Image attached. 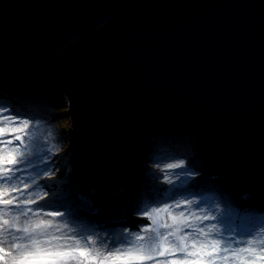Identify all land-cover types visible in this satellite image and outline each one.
Returning a JSON list of instances; mask_svg holds the SVG:
<instances>
[{"label":"water","instance_id":"obj_1","mask_svg":"<svg viewBox=\"0 0 264 264\" xmlns=\"http://www.w3.org/2000/svg\"><path fill=\"white\" fill-rule=\"evenodd\" d=\"M0 76L67 100L94 183L169 135L264 197V0H0Z\"/></svg>","mask_w":264,"mask_h":264},{"label":"snow or ice","instance_id":"obj_2","mask_svg":"<svg viewBox=\"0 0 264 264\" xmlns=\"http://www.w3.org/2000/svg\"><path fill=\"white\" fill-rule=\"evenodd\" d=\"M15 106L0 102V264H262L264 240L250 239L239 248L223 240L216 225L205 226L204 222L217 219L213 209H200L195 199H181L174 205L143 210L122 227V237L111 245L98 241L93 235L77 236L75 229L64 232L67 224L56 225L54 219L65 215L59 211L44 213V197L21 199L20 194L29 189V184L16 175L28 154L21 145L29 139L32 124L22 119ZM26 147V146H25ZM178 159V164H166V169H188L189 180H194L198 169L192 167L191 158ZM187 159V164L185 163ZM156 163V161H153ZM58 167V165H57ZM150 171V170H149ZM55 169H46L44 177L51 179ZM172 181L167 174L157 173L159 180ZM175 175V173H173ZM15 182V183H14ZM17 183L22 187H17ZM35 185V181L32 182ZM31 196V193H29ZM264 206V202H261ZM197 206L199 215L191 210ZM32 206V207H29ZM9 214L5 217V210ZM35 209V210H34ZM32 213V216H29ZM164 213V219H159ZM68 214H75L68 209ZM43 217V218H42ZM264 230V226H262ZM81 241L84 245L81 246ZM100 243L102 247L96 248ZM259 243V247L254 244Z\"/></svg>","mask_w":264,"mask_h":264},{"label":"rangeland","instance_id":"obj_3","mask_svg":"<svg viewBox=\"0 0 264 264\" xmlns=\"http://www.w3.org/2000/svg\"><path fill=\"white\" fill-rule=\"evenodd\" d=\"M27 91L28 95L34 96L32 97L33 101H37L41 108L39 109L40 111H29L27 112V116L22 117V119H29L33 116L36 117L35 119L31 120L32 128L30 133H28L29 139H26L24 141V144L21 145L25 153L28 154L27 161L25 163H22V165H24V167H30L31 165L44 160L45 157L48 156L46 158L50 157V169H55V171L60 172L59 168L61 164L59 165V163L61 158L59 155V151L62 149L63 145L67 143V140L66 138L60 136L61 131L59 129V125L55 126V124L63 120L61 116L54 115V113L58 111L59 107L53 103L54 98L48 96L45 92L30 89H27ZM0 102L2 101L0 100ZM30 113L31 115H29ZM42 135L45 138L43 139V141L39 140ZM72 138L73 142L75 143L73 135ZM74 145L76 154V144ZM38 148H40L41 151L38 155H36V151ZM184 153V155L179 156L172 151L161 152L154 148L149 152L148 156L155 159L159 156L164 157V155H167L169 157L176 156L180 158H184V156L186 155V157L192 159V155L189 151H184ZM158 154L160 155L158 156ZM169 157H166L165 164H178V159H170ZM185 163L187 164V159ZM191 166L196 168V165ZM170 171L173 179H175L172 182L173 185L171 186V188H169L165 192L163 190H149V192L152 194V198H149L148 200H141L145 201L149 211H151L152 208L161 206L163 203H167L170 206L174 205L175 202H178L181 199H195L198 203L199 208L206 210L213 209V205L215 204L218 205L219 210H212L211 215L217 217V219L205 221L204 225H216V228L222 234L223 240L231 241L233 248L241 247L242 243H246L250 239H256L257 241L264 240V230H262V226H264V214L259 215V213H257L253 215L251 214V216H247V214L245 212H242L240 208L233 206L232 201L234 200V198L232 196L229 197L227 194L215 190V188L213 190H211L212 188H199V186L188 188L191 180H189L188 178L187 168H185L184 171H181L180 168L170 169ZM173 173H175V175H173ZM43 174L44 173L39 170H33L29 173L23 174L22 176L17 175L20 181L29 184V189L20 194L21 199H36L37 194L44 192L52 194L55 191L56 185H46V183L42 179ZM83 180L84 189L93 196L94 200H96L97 203H107L106 205L109 204L113 206L119 204L121 200H124L126 198L125 192L127 190L133 189L132 193L138 191V189H136V186L138 187V185L133 186L132 182L120 186L124 189H121V192H117L115 191V189L120 187L108 189L91 184L85 177L83 178ZM33 181L36 182L35 185H33ZM16 186L22 187V185L19 183H17ZM182 187L183 189H181ZM29 193H31V196H29ZM213 194L217 197V199H211ZM65 199L66 198H60V200L58 199L56 202L49 203H45L44 199L42 201V208L44 213L51 211H59L61 213H65V215L61 217L52 218L54 219L56 225H68V228L62 229L64 232H68L69 229H75L78 237L93 235L94 239H97L98 241H104L109 245L121 239L122 227L128 223L126 219H123L124 217L121 219H116L117 221L114 220L115 223L113 222L111 224L112 226H103L100 231L95 232L92 230H87L78 224V222L80 221L76 217L68 214V209L66 210V206L69 205L70 201H67ZM118 200L119 202H116ZM191 210L193 212H196L198 215L200 214L197 206L195 205L191 207ZM9 214L11 213H9L6 209L5 217L7 218ZM137 214L138 213L136 212L135 216H137ZM29 216H32V213H29ZM133 219L135 218H132V220ZM159 219L163 221L164 213L160 214ZM81 246H86L84 245L83 241H81ZM253 246L259 247V243L254 244ZM101 247L102 245L98 242L96 244V248L100 249ZM262 264H264V262H262Z\"/></svg>","mask_w":264,"mask_h":264},{"label":"bare ground","instance_id":"obj_4","mask_svg":"<svg viewBox=\"0 0 264 264\" xmlns=\"http://www.w3.org/2000/svg\"><path fill=\"white\" fill-rule=\"evenodd\" d=\"M4 91L10 90L13 92V95L15 94L17 98H19L25 105L28 106L30 109L29 111H40L39 109L41 108L39 103L37 101H33L32 97L33 95H28L27 94V89H26V84L25 83H10L7 85H4ZM6 88V89H5ZM39 100V99H38ZM40 101V100H39ZM56 106H58V111L54 113L56 116H61L63 118L62 121L59 123L55 124V126L59 125V129L61 131V137L66 138L67 143L63 145L62 149L59 151L60 155V172L56 171L55 176H53L51 179H47L44 177V174L42 175V179L46 183V185H56L55 191L48 195V197H44V193H40V196H43L45 203L49 202H56L60 198L71 201L72 196L77 192H87L84 189V174L82 172L80 163L78 159L76 158L75 154V143L73 142L72 138V133H71V122L70 118L67 116V106L66 100H56L54 98L53 102ZM18 104H15V107ZM20 108V107H18ZM21 111V110H19ZM25 111V110H24ZM31 115V113L29 114ZM55 117V116H54ZM37 137V136H36ZM162 136L158 135L159 139H163L162 141H167L168 140V135H164V138H161ZM44 136L42 135L39 140L43 141ZM152 140V141H151ZM155 139L151 138L148 139L144 145L138 149L135 154L132 156L130 162H129V176L127 183L132 182L133 186H136V189H138L137 192L132 193L133 189L127 190L125 193V196L129 197L124 200H121L118 204V206L115 205L116 208V214L118 213L119 215L115 216V219L108 218L105 215H98L97 217L94 218V220L99 219L101 222H112L111 220L116 219H126L127 222L132 220V218H136L135 213L136 211H133L134 209L138 210H143L145 208L148 209V206H146L145 201L141 200H148L149 198H152V194L149 192V190H163L164 192L167 191L171 186L173 185V179L171 175L170 169L165 168V163H166V157H169L167 155H164V157H159L153 159L149 157V152L152 149V145L154 144L153 142ZM180 141V140H178ZM182 143L180 144V148L183 149L184 151H189L190 154L192 155V165L199 164L200 170L194 177V180H191V183L189 184L188 188H194L199 186H208L209 184L213 182H205L206 178L210 177L212 174L216 173V167L213 163L212 160L207 157V155L204 153L202 147L199 145L197 140H187L183 139L181 141ZM152 146V147H151ZM171 146V145H168ZM41 149L38 148L36 151V155L40 153ZM167 152V151H166ZM32 155V154H31ZM163 156V155H162ZM186 156V155H185ZM184 156V157H185ZM48 157V156H46ZM38 163H35L34 165H31L30 167H24V165L21 164L20 169L17 171L16 175L22 176L25 173H29L30 171L33 170H39L44 173L46 169L51 168V163H50V157L46 158ZM151 158V159H150ZM153 161H156V163H153ZM150 170V171H149ZM188 172V171H187ZM59 173V174H58ZM157 173H163L167 174L169 176V179L172 181L171 183H167L163 180V175H160L159 180L156 179ZM219 174V173H218ZM221 178H223L225 181L229 182L228 178L222 176L219 174ZM26 176V175H25ZM220 179V180H223ZM125 183V184H127ZM230 184H232L230 182ZM185 187V186H183ZM183 187L181 189H183ZM121 189H124L123 187L115 189L117 192H121ZM211 199H217V197L213 194ZM122 204L124 205V208L127 209L126 211H122L121 207ZM121 206V207H120ZM114 211V212H115ZM120 221V220H119Z\"/></svg>","mask_w":264,"mask_h":264}]
</instances>
